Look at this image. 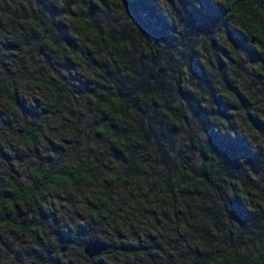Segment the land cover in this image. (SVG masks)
<instances>
[{
    "label": "clouds",
    "instance_id": "obj_1",
    "mask_svg": "<svg viewBox=\"0 0 264 264\" xmlns=\"http://www.w3.org/2000/svg\"><path fill=\"white\" fill-rule=\"evenodd\" d=\"M0 264H264V0H0Z\"/></svg>",
    "mask_w": 264,
    "mask_h": 264
}]
</instances>
